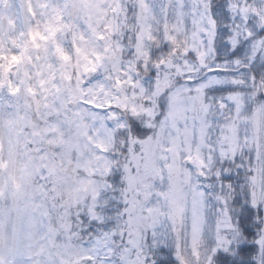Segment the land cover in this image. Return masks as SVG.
Here are the masks:
<instances>
[{
    "label": "snow or ice",
    "instance_id": "snow-or-ice-1",
    "mask_svg": "<svg viewBox=\"0 0 264 264\" xmlns=\"http://www.w3.org/2000/svg\"><path fill=\"white\" fill-rule=\"evenodd\" d=\"M0 264H264V0H0Z\"/></svg>",
    "mask_w": 264,
    "mask_h": 264
}]
</instances>
